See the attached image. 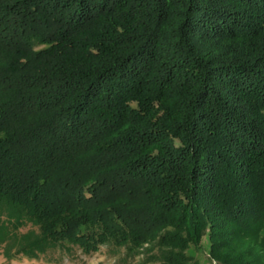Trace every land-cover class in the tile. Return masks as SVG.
Instances as JSON below:
<instances>
[{
	"label": "trees",
	"instance_id": "16d2710c",
	"mask_svg": "<svg viewBox=\"0 0 264 264\" xmlns=\"http://www.w3.org/2000/svg\"><path fill=\"white\" fill-rule=\"evenodd\" d=\"M144 245L264 264V0H0V256Z\"/></svg>",
	"mask_w": 264,
	"mask_h": 264
},
{
	"label": "rangeland",
	"instance_id": "374dc122",
	"mask_svg": "<svg viewBox=\"0 0 264 264\" xmlns=\"http://www.w3.org/2000/svg\"><path fill=\"white\" fill-rule=\"evenodd\" d=\"M224 225H220L217 229H224ZM229 243V242H228ZM227 242H223V250L228 253L226 246H229ZM239 242H236L238 246ZM203 247V246H202ZM226 247V248H224ZM250 251V250H249ZM203 257L205 252L201 249ZM248 252L247 254H252ZM202 259V258H201ZM152 260H155L152 253V247L144 245L141 248L136 249L134 252H125L123 249H112L101 247L97 252L90 255H83L78 250L69 254L55 253L45 259L38 261H28L21 259L17 261L5 262L2 256H0V264H154Z\"/></svg>",
	"mask_w": 264,
	"mask_h": 264
}]
</instances>
